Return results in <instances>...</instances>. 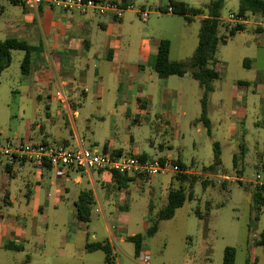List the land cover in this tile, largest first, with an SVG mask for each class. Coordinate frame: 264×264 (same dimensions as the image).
Masks as SVG:
<instances>
[{"label": "crops", "instance_id": "1", "mask_svg": "<svg viewBox=\"0 0 264 264\" xmlns=\"http://www.w3.org/2000/svg\"><path fill=\"white\" fill-rule=\"evenodd\" d=\"M115 1L132 4L134 8L127 9L123 17L117 19L111 13H81L51 5L32 9L22 2L0 0V41L16 39L36 48L31 52L28 72L23 74L21 70V79L29 85L30 91L37 82L46 92L44 113L47 124L44 121L37 122L39 134L36 133V143L67 148L72 146V149L99 147L153 159L171 158L184 164L187 173L202 174L189 169L180 153L177 156L170 152L164 154L165 141L157 139V136H184L183 120L192 123L194 118L200 116L189 109L191 105L201 108L203 88L190 73L181 76L184 82L179 84L176 78H172L174 75L161 74L155 70L156 75L149 72L148 78L144 77L145 64L152 53L156 58L161 40L167 38L153 45L150 41H144L138 61L129 60L120 45L122 29L134 22L135 15L142 17L139 9L144 7L137 8V0ZM169 5L159 4L156 10L182 15L167 11ZM127 13L132 15L127 16ZM198 17L202 20L205 15H195L193 19ZM221 19L226 21L222 16ZM250 19L251 23L218 48L216 69L220 77L213 82L214 89L209 95L208 117L212 124L210 136L213 145L218 143L221 155L218 134L224 133L227 145L232 146L236 164L239 157L243 159L246 156L250 147H255L260 155V171H264V25L257 26L254 23H264V17L255 15ZM91 64L98 80L88 87ZM53 65L59 71L57 80H54ZM5 70L0 71V83ZM75 75L82 89L74 85ZM53 83L57 88V96L50 93ZM14 91L19 92V87L14 88ZM58 92L62 95H58ZM42 96L41 93L37 94L38 98L42 99ZM78 100L84 103L90 100L95 104L81 121L77 120L81 113L74 107L76 103L79 104ZM60 105L68 108L69 119L65 123L69 124V128H61V133H57L60 129H55V115L64 116ZM174 108L179 113L174 114ZM1 142L4 141L0 136ZM0 163L3 165L0 169V249L19 252L20 264L27 255L30 256L29 264H32L33 253H30V248L33 246L36 247L37 261L44 264H88L90 253L96 251L104 253L105 264H122L121 259L128 264H137L135 243L132 241L133 251L129 246H123V243L129 240L128 237L142 233L125 234L117 227L106 225L105 235L100 236L96 230L90 234L89 229L86 230L84 224L80 223L78 201L81 192L92 195L88 207L90 219L93 211L104 219L109 215L122 218L128 213L130 182H142L145 177L125 175L118 180L107 171L78 168H70L64 177H57L50 167L40 171L29 162L17 168L10 167L2 160ZM241 170L237 169L238 173L233 177L225 175L222 167L206 174L226 182L231 178L242 180L239 174ZM19 174L22 182L19 181ZM171 179V187L163 191L162 202L167 203L169 192L177 189L172 186L174 179L181 183L176 173L172 172ZM153 191L156 190L151 187L150 192ZM153 205L150 200L148 222L153 221ZM50 219L53 225L61 227L48 238L46 229L49 228ZM211 234L205 224L198 229L196 250L192 252L195 262L190 264H200L202 259L209 260L208 254L213 244ZM261 238L255 237L253 244L259 245ZM145 239L141 250L147 251ZM94 242L108 243L111 250L109 261L103 250L86 249L87 243ZM9 244L22 246L23 249H10L7 247ZM227 247L231 246L224 247L222 264H237L235 247H232L235 249L233 260L226 261ZM261 255L264 256V251ZM170 261L166 257L160 264H170ZM175 264H189L187 255L177 253ZM243 264H260V258L258 255L248 256Z\"/></svg>", "mask_w": 264, "mask_h": 264}, {"label": "rangeland", "instance_id": "2", "mask_svg": "<svg viewBox=\"0 0 264 264\" xmlns=\"http://www.w3.org/2000/svg\"><path fill=\"white\" fill-rule=\"evenodd\" d=\"M182 1L191 7L206 8L211 0ZM159 4L169 5V0H137L135 2L137 8L143 6L151 13L147 20L135 15L134 22L123 27L120 41L121 49L128 54L129 60L137 62L144 41L155 44L160 39L167 38L171 41L170 59L189 62L199 43L200 18L188 21L183 15L158 12L156 9ZM238 4L239 0H226L221 16L227 20L232 12L238 11ZM128 15H132V13H127ZM225 32V28L221 26L219 34ZM25 53V50L22 49L12 50V63L1 76L0 136L3 141L7 139L14 140L15 137H18V140L36 142V133L39 134V129L36 128L37 122L44 121L47 124L44 113L46 109L44 103L47 99L46 92L41 89L37 82L30 91L29 85L21 79V61ZM154 61L155 54L152 53L150 60L145 64L144 77L148 78L149 72L156 75L153 68ZM90 68L87 77L88 87L97 83L98 80L94 76L93 64ZM53 69L55 70L54 80H57L59 71L54 65ZM242 70L247 71V69ZM75 76L76 80L73 78L74 85L79 86L78 76ZM172 78H176L178 84L184 82L181 76L174 75ZM191 80L198 84L194 79ZM106 83L108 82L106 81ZM17 87H19V92L14 91V88ZM78 88H81V86ZM136 88L137 86H135ZM39 93L43 95L42 99L37 97ZM50 93L57 96L55 83H53V89ZM76 104L74 107L81 113L77 118L78 121H81L83 116L88 115L95 106L90 100L85 103L79 101V104ZM175 108L173 113H179ZM60 109L64 116L55 115L57 120L55 129H60L57 133H61V128H69V124L65 123L69 119L68 108L66 105H60ZM189 110L194 111L195 115H201L202 108L198 105L195 107L191 105ZM198 118H194L192 123L183 120L184 136L165 135L163 138L157 136V139L165 141L164 154L170 152L173 156H177L180 153L189 169L194 172H202V174H196L193 183L186 182L184 184L188 199L182 207L176 210L174 217L159 221L157 233L152 237H146L145 248L150 254L151 263L160 264L163 258L169 257L171 259L170 264H175L177 253L187 255L189 264L195 262L192 252L196 250L199 237L198 229L205 224L212 232L210 237L213 239V244L212 251L208 254L210 256L209 260L202 259L200 264H222L224 247L227 245L236 248L237 264H243L246 257L255 255L259 256L260 264H262L264 263V256L261 253L264 251V245L253 244L255 237L261 238V232L264 229V205H260V209L256 208L253 199V193L258 185L254 181L255 175L260 171L258 149L250 147L246 156L243 159L239 157L236 164L233 158L232 146L227 145L224 133L218 134V141L222 147L221 159L224 174L233 177L237 175V169H242L239 174L241 173L243 179L231 178L224 182L221 178L208 176L206 174L208 171H205L204 168L214 161V141H212L203 123L197 121ZM197 128H200V131H197ZM2 162L5 163L4 159ZM1 167L3 168V165L0 163V169ZM18 178H20V182L23 181L21 174L18 175ZM171 178L172 172H162L152 179L145 177L142 182H130L131 199L128 203V213H125L126 216L122 218L109 215L104 219L93 211L92 218L89 221L79 222L84 224L86 230L89 229L90 234L93 230H96L100 236L106 234V225L113 228L117 227L125 234H145L153 224V221L148 222L149 202L152 200L154 203L151 217L153 220H157L159 211L166 203L162 202L161 197L163 191L171 187ZM180 184L178 180L174 179L172 186L178 188ZM151 187H154L156 191L150 192ZM49 222V228L46 229L48 238L61 227L53 225L51 219ZM123 244V246L131 247L133 251L134 243L131 240H126ZM30 249V253H33L32 264H44V262H38L36 259V247L33 246ZM89 258L90 262L88 264H105L102 251L90 253ZM20 263L19 252L0 249V264ZM121 263L128 264L123 259H121Z\"/></svg>", "mask_w": 264, "mask_h": 264}, {"label": "trees", "instance_id": "3", "mask_svg": "<svg viewBox=\"0 0 264 264\" xmlns=\"http://www.w3.org/2000/svg\"><path fill=\"white\" fill-rule=\"evenodd\" d=\"M226 0H211L206 8L191 7L184 1L170 0L169 7L173 8L174 13L182 14L188 21H191L195 15H205L201 20L199 31V43L196 47L193 56L189 62L170 59L171 43L169 39H162L157 56L155 58L153 68L155 71L166 75L184 76L190 73L203 88L201 97V115L197 121H201L209 135L212 134V124L208 117V99L213 91V82L220 77V72L216 69L218 62L217 52L221 44L225 43L228 38L235 35L241 28L230 29L228 22H223L221 19V11ZM238 14L244 15L247 18L252 16L264 17V0H239ZM223 26L227 34H219V28ZM25 50V56L21 61V70L26 74L31 62V52L34 49L28 43L16 39H7L0 41V71L7 69L12 63V50ZM214 161L209 166L205 167V171H218L222 167L221 153L217 142L214 143ZM184 172L176 173V178L179 179L182 185L169 192L166 205L159 211L157 220H153V224L147 229L145 234H137L128 237L129 240L135 243L136 256L142 249V242L146 237L153 236L159 227V221L171 219L176 210L184 205L188 199V193L184 184H190L195 181L196 175L189 174L185 171L184 164L178 162ZM114 177L120 180L126 174L113 173ZM206 185V183H204ZM255 207L260 209V205H264V185H257L256 191L253 193ZM92 201V195L89 192H81L78 201V212L82 221L87 222L89 218V204ZM260 244H264V230L261 233ZM10 249L22 250V246L9 244ZM86 249L89 251L103 250L106 253V259L109 261L111 250L107 242L87 243ZM235 255V249L227 247L225 249L226 261H232ZM231 256V258H230ZM30 256L27 255L22 264H29Z\"/></svg>", "mask_w": 264, "mask_h": 264}, {"label": "built area", "instance_id": "4", "mask_svg": "<svg viewBox=\"0 0 264 264\" xmlns=\"http://www.w3.org/2000/svg\"><path fill=\"white\" fill-rule=\"evenodd\" d=\"M24 3L27 7L37 9L41 5L60 7L66 11H79L81 13L97 12L98 14L111 13L115 18L123 17L132 4H123L115 0H14ZM167 11H173L168 7ZM143 19L149 17V10L139 9ZM230 29L242 30L251 23V19L238 12H232L226 20ZM257 26L263 22L255 21ZM58 95H62L58 92ZM5 161L12 168H17L29 162L38 170L50 167L57 177H64L70 168L81 170H103L111 174L138 175L152 178L162 172H184L179 163L171 158H149L140 154L121 153L107 148H67L49 143L26 142L24 140H6L0 143V160ZM255 183L264 185V171L255 175ZM137 264H151L148 251L140 250L137 255Z\"/></svg>", "mask_w": 264, "mask_h": 264}]
</instances>
